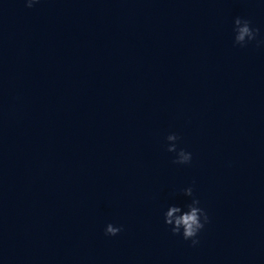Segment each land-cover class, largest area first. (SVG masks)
I'll return each instance as SVG.
<instances>
[{
  "label": "clouds",
  "instance_id": "1",
  "mask_svg": "<svg viewBox=\"0 0 264 264\" xmlns=\"http://www.w3.org/2000/svg\"><path fill=\"white\" fill-rule=\"evenodd\" d=\"M39 0H26V7L32 8ZM234 44L241 47L247 46L248 43L255 41L259 34L258 28L251 26V21L237 17L234 20ZM264 43V41H258ZM180 137L176 133H170L166 140L168 141L167 151L175 153L174 164L185 165L192 161V153L183 148L177 149V141ZM183 195L190 197L191 200L183 205L171 204L164 212V223L169 226L173 235L182 236L186 241H191L192 246L199 244V234L209 223L207 211L201 207L200 200L194 194L193 187L182 189ZM122 231V226H114L109 223L105 228V235L116 236Z\"/></svg>",
  "mask_w": 264,
  "mask_h": 264
}]
</instances>
